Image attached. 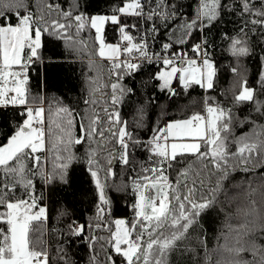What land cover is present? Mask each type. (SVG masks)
<instances>
[{"label":"snow or ice","instance_id":"obj_1","mask_svg":"<svg viewBox=\"0 0 264 264\" xmlns=\"http://www.w3.org/2000/svg\"><path fill=\"white\" fill-rule=\"evenodd\" d=\"M90 8L89 0H0V264H264V0ZM225 18L238 27L221 31ZM217 34L233 61L227 89ZM49 42L87 69L67 103L33 90ZM252 56L255 85L242 63ZM143 76L140 87L169 100L201 89L199 110L174 119L161 106L144 138L146 106L131 121L123 115ZM248 105L243 119L233 111ZM74 165L93 186L91 215L78 222L64 211L69 222L57 228L43 189L69 185ZM238 172L250 178L232 183ZM113 192L131 194V216H114ZM208 213L224 217L213 248L191 235Z\"/></svg>","mask_w":264,"mask_h":264},{"label":"trees","instance_id":"obj_2","mask_svg":"<svg viewBox=\"0 0 264 264\" xmlns=\"http://www.w3.org/2000/svg\"><path fill=\"white\" fill-rule=\"evenodd\" d=\"M112 0H89L91 5L90 11L96 12L102 8H106L108 3ZM228 19L225 18L224 27L221 29L232 32L234 28L238 27V24L228 23ZM215 33V30H213ZM109 39L112 38L114 33L109 30ZM212 35V34H210ZM215 42L221 47L216 49L217 53L222 55V59L219 60L222 70L220 72L219 87L220 89H227L233 83V76L228 70V65L232 63V59L229 54L221 53V48H226L219 35H214ZM253 39H256L253 37ZM259 51V49H257ZM45 62L35 66L32 72L33 90H39L42 94H46L51 103H55L57 99H62L65 103L75 98L79 94V90L82 87V81L84 79L83 73L87 70L85 64L74 59L66 51L64 46L59 42H49L44 49ZM61 61V62H57ZM247 68V75L249 82L255 85L256 78L259 73V61L257 56H252L245 59L242 62ZM147 80V76L137 77L136 83L138 92L135 96L131 97L129 102L123 109V115L126 119L132 120L136 115V109L144 104L147 111V125L148 127L142 130L141 135L147 138L150 135V129L154 126V122L159 119L160 107L167 105V115L170 118H183L185 115H190L193 111H198L199 108L195 102L199 101L203 95L201 89L196 88L190 92L187 96H181L169 100L164 93H160L156 89L149 85L147 88L140 87V80ZM215 95V93H212ZM150 97H154L151 100ZM251 106H244L241 108L233 109L236 114L243 119L247 115L248 109ZM11 112V109L8 110ZM3 117L0 116V119ZM264 123V121H259ZM251 129V125H245L243 128H236V135L239 136L243 132H248ZM139 158H143V153H138ZM114 170L119 174L121 172V166L116 164ZM264 174V170L258 171L257 175ZM249 175L238 172L233 174L232 183L238 184L241 181L249 179ZM119 175L117 176V183L119 182ZM260 182L257 181V184ZM45 194V202L49 204L50 208V223L57 228H66L69 222L68 217H62L61 213L67 211L71 214V218L78 222H83L86 217L91 215V206L94 201V189L90 183L88 174L84 171L80 165H74L71 172V181L69 185H63L60 183L54 184L43 189ZM113 199V213L115 217H128L131 216L129 208L126 206L132 202L130 193H112ZM223 215L217 213H208L204 215L200 220V227L195 229L191 235L193 237L207 238V244L209 248L215 247L217 241L216 236L223 225ZM192 246H195V240L192 241ZM77 251V249H73ZM81 255L85 250L83 247L78 249ZM78 258V257H77Z\"/></svg>","mask_w":264,"mask_h":264}]
</instances>
